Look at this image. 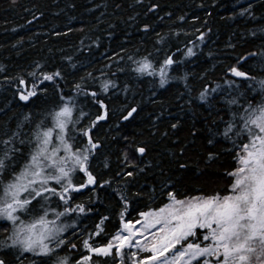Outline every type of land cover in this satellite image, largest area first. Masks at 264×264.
Here are the masks:
<instances>
[{"label":"trees","instance_id":"obj_1","mask_svg":"<svg viewBox=\"0 0 264 264\" xmlns=\"http://www.w3.org/2000/svg\"><path fill=\"white\" fill-rule=\"evenodd\" d=\"M249 5L251 14L241 16ZM150 7L155 11H149ZM262 27L264 0H143V4L136 0H0V127L14 130L26 115L32 117L33 124L38 123L62 103L59 93L65 99L74 98L76 111L82 109L87 114L81 120L84 127L97 112H103L86 93L96 91L97 100L108 106L109 119L99 121L92 129L101 149L91 158L90 170L99 183H111L72 193L71 206L83 204L87 211L62 218L77 225L75 235L72 229L66 233L69 243L75 240L79 249V237L92 231L105 215L111 218L106 222L107 232L118 230L123 208L117 190L127 184L119 174L124 170L123 152L131 156L137 145L147 144L148 152L137 161L145 171L137 173L135 183L127 184L126 194L132 203L126 219L131 216L135 221L140 211L163 207L167 197L160 189L165 181L175 185L180 198L230 192L232 177L226 173L234 170L237 161L230 151L231 143L214 135L223 130L216 115H224L223 96L205 103L199 99V92L206 84L222 82L238 56L257 48ZM253 32L257 33L255 37ZM201 33L205 34L202 43L196 39ZM161 35L166 38L164 45L156 44ZM187 47H193L196 55H182ZM168 52L176 53L183 62L169 70L164 87L158 74L141 76L132 71L136 65L129 56L134 60L147 56L158 71ZM37 62L43 65L41 71L58 70L63 79L58 80V89L45 82L48 91L25 103L15 95V77L23 75L30 80L27 73ZM248 69L258 78L264 77V70L255 61ZM88 73H92V79H86ZM103 81H115L117 87L104 93ZM77 83L83 91L76 89ZM249 100L256 102L258 96L249 95ZM131 106L138 108V114L129 123L122 116ZM45 123H50V118ZM173 123L178 124L176 129L171 128ZM31 127L26 124L23 130L28 132ZM29 147L26 145L17 156L13 165L16 172L27 162ZM209 153H215L218 159L208 163ZM180 162L188 167L179 169ZM13 168L0 177L4 183L15 174ZM73 179L79 183L86 177L77 172ZM137 192L141 195L136 196ZM10 229L7 221L0 220V241L7 238ZM62 253L73 260L80 254L71 248ZM27 255L25 264H30L32 258Z\"/></svg>","mask_w":264,"mask_h":264},{"label":"snow or ice","instance_id":"obj_2","mask_svg":"<svg viewBox=\"0 0 264 264\" xmlns=\"http://www.w3.org/2000/svg\"><path fill=\"white\" fill-rule=\"evenodd\" d=\"M136 2L143 4V0ZM148 10L155 11V7ZM246 14H251V5L240 12L241 16ZM144 31L147 32L148 27ZM260 34V44L255 50L237 57L225 74L227 78L215 86L206 84L199 92V99L205 103L209 98L219 100L223 96L224 115L216 113L223 130L214 135L231 143L230 151L237 161L234 170L226 173L232 177L230 192L222 195L213 191L180 198L175 185L165 181L160 189L161 195L167 197L163 207L140 211V218L135 221L131 216L126 219L132 203L126 194L127 184L135 183L137 173L145 171L137 161L148 152L147 144L137 145L131 156L123 152L124 170L119 174L127 184L124 189L117 190L123 208L119 213L118 230L109 234L106 222L111 218L102 216L92 231L79 237V249L77 242L69 243L66 235L69 229L75 235L77 225L65 223L62 218L87 211L83 204L71 206L72 193L84 188L92 191L90 185L102 188L111 183H99L90 170L91 158L101 149L92 129L99 121L109 119L108 106L97 100L96 91L86 93L99 103L103 112H97L84 127L81 120L87 114L82 109L76 111L74 98L65 99L63 93H59L62 103L57 106L58 110H52L38 123L33 124L32 117L26 115L14 130L0 127V177L13 168L25 146H30L22 169L16 172L13 168L15 174L7 183L0 179V220L11 225L10 234L0 241V264H25L29 259L27 254L32 258L30 264H264V77L258 78L248 69L255 61L264 70V27ZM252 35L255 37L257 33ZM196 39L204 42L205 34L201 33ZM165 43L163 35L156 41V44ZM182 55L193 57L196 52L193 47H187ZM128 59L133 60L136 66L132 71L138 75L158 74L161 87L168 83L169 70L183 62L176 53L168 52L157 71L147 56L140 60L131 56ZM42 68L37 62L27 73L30 80L23 75L15 77V95L20 101L28 103L46 93L48 84L45 82L58 89V80L63 79L61 72L41 71ZM92 78V73H88L86 79ZM183 79L188 88L187 75ZM75 87L83 91L81 84ZM116 87L115 81L101 83L104 93ZM249 95L258 96V100L251 102ZM136 114L138 108L131 106L122 118L131 123ZM49 118L50 123L46 124ZM26 124L33 125L28 132L23 130ZM177 127L176 123L171 125L172 129ZM216 159L215 153H209L207 162ZM187 167L184 162L178 164L179 169ZM77 172L86 179L74 182ZM53 203L56 207H52ZM67 248L79 251L75 260L62 253Z\"/></svg>","mask_w":264,"mask_h":264}]
</instances>
